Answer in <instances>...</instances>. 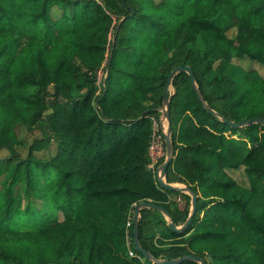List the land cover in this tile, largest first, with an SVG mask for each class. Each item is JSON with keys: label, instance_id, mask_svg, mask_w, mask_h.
I'll return each mask as SVG.
<instances>
[{"label": "trees", "instance_id": "trees-1", "mask_svg": "<svg viewBox=\"0 0 264 264\" xmlns=\"http://www.w3.org/2000/svg\"><path fill=\"white\" fill-rule=\"evenodd\" d=\"M252 63L264 66V0H0V264H155L135 249V205H162L177 225L192 210L158 185L162 160L149 166L177 65L214 111L174 75L165 177L196 193V210L176 232L141 207L140 245L162 260L264 264V124L223 120H264Z\"/></svg>", "mask_w": 264, "mask_h": 264}, {"label": "water", "instance_id": "water-1", "mask_svg": "<svg viewBox=\"0 0 264 264\" xmlns=\"http://www.w3.org/2000/svg\"><path fill=\"white\" fill-rule=\"evenodd\" d=\"M181 71L186 72L190 76L191 81H192V85H193L198 97L202 101L203 105L205 107H208L211 110V112L214 113V111L209 106H207V104L205 103L201 93L199 92V90L196 87L195 75L193 73V69L191 68V66H189V65H177V66H175L173 68V70L169 73L168 83L166 86V91H165V96H164V104L161 107L163 115L165 116V118L167 120V132L164 135L165 136L166 151H167V159L159 167L161 174L157 176V182L161 188H165V189H169V190H177L180 192L189 193L191 195V209L192 210H191V213L188 215L187 219L184 221V223L181 226H179L176 223H174L169 212L162 205H158L152 201H142V202L135 205L134 213H133V243H134L135 249L140 254H142L144 256V258L149 259L150 261H152V263H155V264H176V263L181 262L184 259H192V260L198 261L200 264H205L201 258H199L193 254H186V255L180 256L178 258H171V259H163V260L157 259V258L151 256V254L140 245L139 237H138V219H139V212H140L141 207H149L151 209L158 210V211L162 212L163 214H165L166 216H168L169 222L167 224L173 231H176V232H180L184 228H186V226L190 222V220H191V218H192V216L196 210L197 195L195 192L191 191L186 186H183V187L175 186L171 183L166 182L164 179L167 166L169 165V163L171 162V160L173 158L172 147H171V142H170V137H169L170 116H169V109H168V107H169L168 88L172 82L174 75L177 72H181ZM223 120L226 123H228L231 127H238V126L243 125L245 123H252V122H258V123L264 124V120L259 119L257 117L251 118L248 121H242V122H234V121L228 120L226 118H224Z\"/></svg>", "mask_w": 264, "mask_h": 264}, {"label": "rangeland", "instance_id": "rangeland-1", "mask_svg": "<svg viewBox=\"0 0 264 264\" xmlns=\"http://www.w3.org/2000/svg\"><path fill=\"white\" fill-rule=\"evenodd\" d=\"M229 35H231V36H233L234 35V32L233 31H229ZM234 62L235 63H237V64H243L244 66H249L250 65V63L247 61V60H238V59H234ZM251 66H253V67H255V68H257L259 71H260V73L264 76V66H262V65H259V64H257V63H252L251 64ZM103 73H104V71H100L99 72V76L100 77H102V75H103ZM154 118V120L156 121V124H158V129H157V131H158V134H162L163 133V136L165 135V133L167 132V120H166V118H165V116L163 115V112H162V110H161V108H160V110H159V114L157 115V116H154L153 117ZM159 125H161L162 127L159 129ZM160 134V135H161ZM23 135H24V131L21 133V135L20 136H22L23 137ZM162 136V138L160 139V141H161V144H160V142H158V144L160 145V147L162 148V154L160 155V157H158V159H157V161L153 164L154 165V167H156L158 164H159V162L162 160V163L167 159V151H166V145H165V138ZM26 146H27V144L24 146V147H21V148H19V150L22 152V154H25L26 153ZM156 153H157V149H153V154H155L156 155ZM6 154V152L5 151H3V152H0V156H3V155H5ZM161 163V164H162ZM161 164H159V166H158V169L157 170H159L160 168V166H161ZM156 165V166H155ZM159 173L161 174V171L159 170ZM233 175L236 177V179L237 180H239L240 182H242V183H246V178H245V176H244V174H243V171H242V169H240V170H235V171H233ZM164 179H165V181H166V177L164 176ZM167 182V181H166ZM168 183H171V184H173V185H175V186H181V187H183V186H185L183 183H180V182H168ZM189 194V193H188ZM190 195V194H189ZM168 196H169V203L170 204H172V203H178L179 205L182 203V200H183V198L180 196V195H177V194H175V193H168ZM191 196V195H190ZM191 209V208H190ZM156 215L159 217V218H161L162 220H164V221H166L167 223L169 222V218H168V216H166L165 214H163L162 212H160V211H157L156 212ZM168 225V224H167ZM182 224H180L179 226H181ZM164 231V228H163V225H158V228H157V230H156V235L158 236V235H160L162 232ZM156 240V239H155ZM132 250V249H131ZM133 251V250H132ZM133 252H135V251H133ZM139 255H138V253H137V257H138ZM140 257V259L141 260H143L144 261V257H141V256H139Z\"/></svg>", "mask_w": 264, "mask_h": 264}, {"label": "built area", "instance_id": "built-area-1", "mask_svg": "<svg viewBox=\"0 0 264 264\" xmlns=\"http://www.w3.org/2000/svg\"><path fill=\"white\" fill-rule=\"evenodd\" d=\"M153 124H154V128H155V131L152 135V140L150 142V145H149V158H150V163H149V166L151 167H154V163L157 161L158 157H160V155L162 154V148L160 147V145L158 144V142H160L161 144V141L160 139L162 138L163 136V133L160 135L158 134V124H156V121L154 120L153 118ZM160 127H162L161 125H159ZM153 149H157V153L156 155L153 154ZM158 169V168H157ZM156 169V177L158 175H160L159 173V170ZM127 226L131 225V220H128L127 223H126ZM128 252L131 254V255H135L137 256V253L133 252L131 250V248H129Z\"/></svg>", "mask_w": 264, "mask_h": 264}]
</instances>
